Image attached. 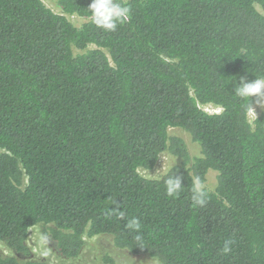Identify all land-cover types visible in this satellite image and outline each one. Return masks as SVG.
<instances>
[{
	"label": "trees",
	"instance_id": "16d2710c",
	"mask_svg": "<svg viewBox=\"0 0 264 264\" xmlns=\"http://www.w3.org/2000/svg\"><path fill=\"white\" fill-rule=\"evenodd\" d=\"M122 2L130 19L109 33L91 22V0H56L60 13L0 0V243L16 254L0 264L30 254L35 226L66 259L108 235L159 264H264V112L249 119L262 96L233 90L264 74V0ZM165 153L175 162L162 176L140 173ZM209 171V201L193 207L190 180ZM169 175L183 178L177 199Z\"/></svg>",
	"mask_w": 264,
	"mask_h": 264
},
{
	"label": "rangeland",
	"instance_id": "374dc122",
	"mask_svg": "<svg viewBox=\"0 0 264 264\" xmlns=\"http://www.w3.org/2000/svg\"><path fill=\"white\" fill-rule=\"evenodd\" d=\"M48 8L55 13H60L56 5V0H41ZM69 20L76 26H80L84 20L78 17H69ZM201 108L208 113H219L220 109L212 105H204ZM254 109L255 115L264 112V96ZM249 119L254 118L249 113ZM173 136L183 138L189 148L192 156L199 155V149L195 143L187 136L186 133L180 130H171ZM175 162V159L167 153L163 154L153 170H140V173L147 178H159L169 167ZM206 182L212 190L216 185V173L209 171L206 177ZM27 245L30 249V254L25 256H18L20 264H28L29 262H36L40 264H159L153 258L147 255H134L126 250L118 249L114 246L113 240L108 235H99L94 238H85V245L78 255L73 259H66L59 256L55 245L52 241L43 235L42 229L39 226L33 227L29 232ZM0 252L2 255L16 256L5 246L0 243ZM110 259V262L108 260Z\"/></svg>",
	"mask_w": 264,
	"mask_h": 264
},
{
	"label": "clouds",
	"instance_id": "9594fccd",
	"mask_svg": "<svg viewBox=\"0 0 264 264\" xmlns=\"http://www.w3.org/2000/svg\"><path fill=\"white\" fill-rule=\"evenodd\" d=\"M88 11L91 22L98 29L109 33L116 31L119 25L128 22L131 15L130 6L122 2V0H91V3L88 5ZM233 90L234 94L241 99L264 96V74L256 76L250 81L246 76L240 77L238 82L235 79ZM249 112L256 119L254 109L250 108ZM190 184L192 206L203 208L209 201L211 189L206 180L200 175H194L190 180ZM164 189L167 197L172 199L179 198L184 189L183 178L181 176L169 175L164 180ZM110 211L121 219L125 217L123 211H119L118 209ZM125 228L129 233L134 234L135 245L145 248L141 221L136 217L128 218ZM234 243L233 239H225L220 248L221 254H229L232 251Z\"/></svg>",
	"mask_w": 264,
	"mask_h": 264
}]
</instances>
